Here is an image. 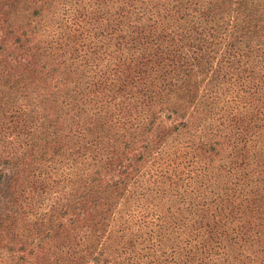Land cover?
I'll return each mask as SVG.
<instances>
[{"label":"rangeland","instance_id":"1","mask_svg":"<svg viewBox=\"0 0 264 264\" xmlns=\"http://www.w3.org/2000/svg\"><path fill=\"white\" fill-rule=\"evenodd\" d=\"M255 3L217 32L0 0V264H264Z\"/></svg>","mask_w":264,"mask_h":264},{"label":"trees","instance_id":"2","mask_svg":"<svg viewBox=\"0 0 264 264\" xmlns=\"http://www.w3.org/2000/svg\"><path fill=\"white\" fill-rule=\"evenodd\" d=\"M119 5L117 6L118 15L120 17L125 15L128 19L136 20L139 26L158 27L165 26L166 23L176 25L180 23L182 29H196L201 24L214 23V28L218 32L231 26L234 20V12L239 11V7L244 9L249 17L254 13V8L259 6L255 0H187L186 6L183 9H178L172 5L170 8L163 5L172 0H115ZM185 4V3H184ZM183 4V5H184ZM99 5V4H98ZM168 5V4H167ZM260 6L264 9V0ZM135 13H133V10ZM139 9L143 13L138 14ZM264 14V10L261 12ZM196 15V16H194ZM261 18V16L259 17ZM264 22L261 26L263 27ZM193 92H196L194 89ZM261 114V113H259ZM236 122H234L235 124ZM185 124V123H184ZM207 136L213 140L208 146V150L219 152L224 149H233V144L219 134L216 130H208ZM254 190H249V194H254Z\"/></svg>","mask_w":264,"mask_h":264}]
</instances>
